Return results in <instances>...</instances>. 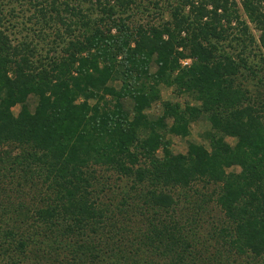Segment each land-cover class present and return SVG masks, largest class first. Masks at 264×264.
I'll list each match as a JSON object with an SVG mask.
<instances>
[{
  "label": "trees",
  "instance_id": "obj_1",
  "mask_svg": "<svg viewBox=\"0 0 264 264\" xmlns=\"http://www.w3.org/2000/svg\"><path fill=\"white\" fill-rule=\"evenodd\" d=\"M88 1L93 8L81 5ZM263 2L174 0L170 19L132 24L136 0H9L6 7L0 0V168L8 165L40 196L35 207H19L14 222L3 219L9 207L0 208V264L264 258V102L236 85L245 71L253 78L264 71L246 54L257 40L264 62ZM14 3L32 11L42 33L57 25L59 52L40 60L30 42L12 38L6 23L17 18ZM185 58L191 63L182 67ZM161 86L191 100L161 101ZM157 101L161 114L149 113ZM200 118L209 124L207 145L188 141L174 153L167 135L186 137ZM196 182L216 186L225 217L211 234L213 251L208 238L188 237L186 219L171 216L178 194ZM99 192L118 196L117 214L137 209L147 222L125 236L127 224L108 215ZM193 192L207 204L208 195Z\"/></svg>",
  "mask_w": 264,
  "mask_h": 264
},
{
  "label": "rangeland",
  "instance_id": "obj_2",
  "mask_svg": "<svg viewBox=\"0 0 264 264\" xmlns=\"http://www.w3.org/2000/svg\"><path fill=\"white\" fill-rule=\"evenodd\" d=\"M2 3L6 5L9 3V0H1ZM80 0H74V3H78ZM172 1V2H170ZM174 0H136L137 6L132 10L130 21L132 24H152V23H160L162 21L170 19V3H173ZM91 1H88L86 3H81V5L85 7H90ZM13 5L16 6V12L13 15L14 18L12 20V24L6 23V26L8 29H10V35L15 40H22L25 39L28 42L31 43V45L35 48L37 51L38 59L45 60L47 59L46 56L52 55L53 53L56 54L55 51L59 52L61 48L58 47L59 41L54 38L52 35V31H55V27L57 25L53 24L51 27L45 26V30L42 33L40 31V26L38 23L35 22V19L32 17V11H27L24 9L25 7L21 8L20 4L14 3ZM92 7V6H91ZM264 7V2H263ZM93 8V7H92ZM264 12V8H263ZM16 15V16H15ZM244 18V16H243ZM52 24V23H51ZM251 32L254 34L255 38H257L259 32L256 30V28L253 26L252 23L248 22ZM53 27V28H52ZM63 30V29H62ZM45 33H48L46 35ZM54 40V41H53ZM60 45V44H59ZM64 47V46H62ZM227 49L231 50L230 47H227ZM262 51L260 50V47L258 45V42L256 40V43L251 46V49L247 50L246 54H248L249 62L252 64L253 67L256 69L259 68V66L263 67L264 69V62L261 60ZM154 68L152 67L151 70ZM264 71L261 70V72H258L257 77H252V75H247L246 71L243 74L238 75L236 79V85L237 87H240L242 90L246 91L248 96L250 98H253L255 101H261L264 102ZM260 77H262L263 81H259ZM161 98L163 100H170V101H179L180 103H184L185 101H190V97L188 95H181L177 96L174 94L173 89L161 86ZM161 101H157L152 104L150 109L147 111L151 114H161L162 107H161ZM19 110V106H16L13 108V112L16 114ZM190 133L186 137H180L176 135H167V139L170 141V149L174 153H183L186 151L187 143L188 141H195L198 143H204L207 145V141L204 140L202 137V134L204 131H206L209 128L208 121L205 118H200L197 121H194L190 124ZM229 143H234V139L231 137L226 138ZM11 150V149H10ZM19 149H15L13 147L12 155H16L19 153ZM6 164V163H5ZM1 166H3V163H0ZM6 167L4 170L0 168V208L2 207H9V210L4 211H10L8 212V218L4 217L3 219L7 220L8 223L14 222L15 219H17V216L19 213L18 211L19 207L21 209L23 207H27L30 209V207H35L37 205L38 200L40 199L38 187L37 189L33 187L31 184H26L22 180L11 176V174L7 171L8 165H5ZM234 170H238V168H234ZM99 175L106 176L109 175V172H99ZM114 177V176H113ZM116 177V176H115ZM34 180V179H33ZM116 184H114L115 187H119L124 185L123 182L116 180ZM192 189H190L191 192L188 191L184 192L183 194H178V206L174 210L175 212L171 214L172 217L173 214L175 215V218H181L186 219L189 224L188 228L190 231L187 234H189L188 237L193 236L194 238H198L199 240L203 241L206 238H208L207 245L209 244L210 251H213L214 242L210 239L211 234L215 231L217 232L220 227H222L223 224H225L224 216L219 210L218 205L216 204V195L213 193L216 190V186L213 184H208L207 187H204L202 183H194L192 185ZM195 189H198L201 194L205 193L208 195L209 199H207V204L203 203L199 199L200 193L193 192ZM117 189V195L120 197L124 194V192ZM101 194V198L105 201V204L109 207V214L113 215V217L122 223H126L127 226L124 225V228L127 230L125 236L129 237L133 231H137V229L141 226H143L144 223L147 222L148 218H145L143 215H140L139 210H131L132 212H127L124 214H117V211L115 210V205L118 202V196L114 198L110 192L106 193L105 197L102 194V192H99ZM119 193V194H118ZM213 195V196H212ZM137 201V200H135ZM22 205V206H21ZM132 205V204H131ZM12 209L14 211H12ZM160 211H157V213ZM1 213V210H0ZM166 216V214L163 211V216ZM150 218H153V216H157L155 214H149L147 215ZM159 216V215H158ZM149 218V219H150ZM187 232V231H185ZM132 237L129 238V240ZM123 240H126L123 238ZM205 247V246H204ZM217 247V246H216ZM206 253V252H205ZM224 258V257H223ZM163 259L161 258V261ZM29 262H32L30 260H26ZM220 261V260H219ZM223 263H226L227 260H221ZM247 261L249 264H264V258L260 259H253L249 260L246 259L241 264H247ZM28 262V263H29ZM7 264V263H6ZM22 264V263H21ZM26 264V262H25ZM228 264H230L228 262ZM233 264V263H231ZM235 264H239V261H236Z\"/></svg>",
  "mask_w": 264,
  "mask_h": 264
},
{
  "label": "built area",
  "instance_id": "obj_3",
  "mask_svg": "<svg viewBox=\"0 0 264 264\" xmlns=\"http://www.w3.org/2000/svg\"><path fill=\"white\" fill-rule=\"evenodd\" d=\"M191 63V59L190 58H185V59H181L180 60V64L182 67L184 66H188Z\"/></svg>",
  "mask_w": 264,
  "mask_h": 264
}]
</instances>
